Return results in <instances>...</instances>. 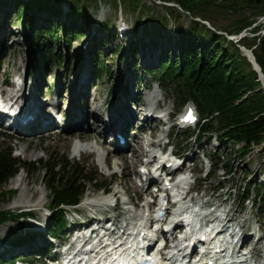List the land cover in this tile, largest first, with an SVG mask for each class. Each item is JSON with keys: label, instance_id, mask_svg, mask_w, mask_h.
Returning <instances> with one entry per match:
<instances>
[{"label": "rangeland", "instance_id": "rangeland-1", "mask_svg": "<svg viewBox=\"0 0 264 264\" xmlns=\"http://www.w3.org/2000/svg\"><path fill=\"white\" fill-rule=\"evenodd\" d=\"M27 1L29 0H22L23 3ZM82 1L85 7V17L83 19L68 17L67 10L62 8V5H60L62 11L53 16L38 11L35 7L27 12L28 17H32L31 32L35 30L43 32L52 28V23L59 25L64 31L75 29V36H72L68 42H65L61 31L58 32L60 47L58 51L54 52V58H48L46 54L51 47L50 44L47 43L45 46L41 45L34 48L35 52L29 47L33 41L29 36L30 30H24L23 22L21 25V21H18L15 1L0 0V93L3 96L9 95L15 88L14 83L17 82H22L28 88L31 82L39 78L43 87L41 97L50 98L53 104L58 105L56 111L63 117L60 124H57L58 126L52 123L53 127H56L55 131L26 136L17 133L8 140H0V147L10 148L14 157L23 162L32 163L36 167L40 160L47 159L49 155L52 157L57 156L56 160H51L52 163L67 159L71 164L77 163L87 171H94L97 176L96 185H99L100 182H109L111 180L109 174L114 172L116 174H114V180L112 179L110 193L118 191L119 195H126L127 199H132L133 203L131 204L133 207L136 203L144 209L145 205L142 202L145 195L150 194V190L136 187L135 178L138 176V168L141 167L142 160L134 161L129 147H133V150L136 148L135 151L139 150L141 148V138H148L146 135H149V131L155 127V131L151 130L153 131L151 140L161 139V142L164 143L165 135L169 133L170 145L173 146L174 151L189 159V167L195 164L196 173L194 177L198 178L196 182L197 192L192 196H195L197 201H200L199 198H201L202 203L209 201L210 207L213 205L220 206L225 213L229 212L231 216L238 219L247 231L254 232L260 229L262 223L264 224V201H258L255 192L257 190L264 192V139L261 145L246 147V153L243 155L236 152V149L240 148L241 145L234 147L227 141L224 144H218L213 136L210 139L205 137L196 142L194 137L190 136V131L193 128L186 132V130L172 127L176 122V118L169 121L168 124H162V121L166 119V115H172L171 117H173L181 113L183 106H180L179 100L172 91L159 88L154 84L148 70L159 68L161 61L167 57L171 61L179 58V41L175 28L180 25L183 29H186L190 17L175 4H166V6L173 7L179 13L180 18L176 22L173 19H168L166 31L158 29L160 31L159 36L143 31L142 26L139 31L135 32L134 30L138 28L139 14L128 6H114L107 0ZM140 1L151 6V10L145 17L151 31H154V26L158 23L159 17L163 16L165 12L161 8L162 2L157 0ZM219 1V3H223L227 0ZM223 4L227 5V3ZM245 4H239V8L233 6L219 7L213 11V15L206 18H195V20L200 23V26H206L210 31H213L215 35H223L226 39L235 42L239 51L242 46H239L236 42L246 37L244 41L247 45L252 43H255V45L250 49L243 48L251 51L255 49L259 41L258 38L264 36V7L247 6ZM119 16L124 20V23L118 24L117 18ZM244 17L248 19L249 26L233 35H226L225 31L235 30L243 22ZM104 22L108 23L107 29L102 25ZM121 24L126 30V33L122 36L119 33ZM95 26L98 27V30L92 36V29ZM254 29L256 31H253V33L252 30ZM32 34L35 35V33ZM86 42H89V44H86ZM189 45L187 42L183 43L184 47ZM42 51H44L43 55ZM58 56L66 58L67 63L63 65L58 63ZM92 56L106 62V68H109V77L97 81ZM262 78L259 80L261 88L264 90V76ZM84 80L87 82L86 96L78 98L75 102L76 106L83 108L85 112L87 111L86 114H90L92 107L96 108L97 106L96 100L101 103L105 101L106 106L102 109L100 121L104 119V114L110 106H113L116 110L121 107L123 113L125 111L135 112L134 125L136 129H139L143 124L141 116L144 115L145 104L148 102L146 98L153 95L155 96H153V101L157 102V107L161 108V117L157 119V122H148L146 128L142 130L141 138H136L134 142L131 137L136 132L128 127L131 130L127 132L124 148L120 150V148L115 147L114 131L109 133L104 140H101L100 134L93 127H89V129L80 127L79 130V125L73 119L74 116L70 121H67V107L68 110L72 108L78 84L83 83ZM6 83L9 87H4ZM64 92H66V96L61 97ZM120 104L124 107L119 106ZM154 115L158 116V114ZM66 122H69V126H67L69 128L73 127L74 129L76 125L78 127L74 130L65 128V131ZM77 134L83 136L93 134V138L88 137L79 143L95 145L99 152L96 151L94 154L89 152L75 153L73 145L78 142V140H75ZM179 144L180 147L177 148L176 145ZM24 149L25 151H23ZM105 156L111 158L107 169H103L101 166L105 162ZM115 162L118 164L117 167L114 166ZM211 164L215 169L212 166L210 167ZM223 164H228L227 166L230 169L226 173L222 168ZM208 171L212 173L210 178L205 177ZM17 178L22 179L21 184L15 181ZM44 182L45 178L40 172L26 174L23 170H19L2 190L4 193L0 196V211H9L14 214H24V212L30 211L36 222L48 224V215H50L49 193ZM97 188L93 183H88L85 196L80 204L75 208H66L70 211L76 209L77 214L66 212L68 228L63 232V235H60L59 239H51L48 233L39 234L35 230L36 225L29 221L31 219L26 218L29 215H25L18 222L0 225V256L4 258L9 256L24 257L27 253L36 252L39 248H43L46 252L43 255L44 262L49 258L58 256L59 258L56 259L60 260L62 256L57 251L56 246L59 243L64 245L62 242L68 241L71 231L80 230L79 224L87 225L88 221L93 223L97 222L98 219L103 223L107 219L116 218L110 213H101L100 211H104L103 209L88 208L83 205L87 198L100 197L102 191H97ZM9 191H15V193L10 195ZM242 193L248 196L249 201L247 203L242 204L240 200ZM97 209L100 211L96 212ZM95 213L96 215H94ZM76 216L89 219L73 223ZM17 226H21L22 229L18 230ZM262 228L261 231L264 236V225ZM14 233L21 234L24 238L34 233L35 238L33 237L31 244L23 243L11 246L10 242L14 240ZM249 241H252L249 246L252 247L255 240L253 241L252 238ZM259 247H264V244ZM66 248L67 246L64 247V249ZM26 259H29V257Z\"/></svg>", "mask_w": 264, "mask_h": 264}, {"label": "trees", "instance_id": "trees-1", "mask_svg": "<svg viewBox=\"0 0 264 264\" xmlns=\"http://www.w3.org/2000/svg\"><path fill=\"white\" fill-rule=\"evenodd\" d=\"M14 1L18 21H21V25L23 22L24 30H30L29 36L33 41L29 47L33 52H35L34 48L41 45L45 46L48 43L51 47L48 49L46 57L54 58V52L58 51L60 47L58 32L61 31L65 42L75 36V29L64 31L59 25L53 23L52 28L43 32L36 30L31 32L32 17H28L27 12L35 7L38 11L53 16L62 11L63 7L61 8L60 5L63 0H29L30 2L27 1L26 3H23L22 0ZM107 1L114 6H128L136 11L139 14V21L137 22L138 28L134 31H139L142 26L143 31L153 35L160 34L158 29L166 31L168 19H173L176 22L180 18L179 13L166 4L173 3L182 12H185L190 17L187 28L183 29L180 25L175 28L179 41V58L171 61L167 57L161 61L159 68L149 69L148 74L154 80V84L172 91L179 100L180 106L187 102L195 105L200 122L190 136H193L196 141L199 142L205 137L210 139L213 136L218 144H224L227 141L234 147L241 145L240 148L236 149V152L243 155L246 153V147L261 145L264 139V90L261 88L258 74L247 59L241 55L235 42L226 39L223 35H215L206 26H200L195 18L209 17L219 7L233 6L237 8L239 4L245 3L247 6L264 7V0H227L223 2L227 5L222 2L219 3V0H157L162 2L161 8L165 12L154 26L156 31H151V27L146 22L145 16L151 10L149 4L142 3L140 0ZM68 3L66 9L68 17L76 19L85 17V7L82 0H69ZM242 21L235 30L225 31L226 35H233L249 26L250 23L246 17ZM102 25L107 29V22ZM253 31L255 32L256 29ZM40 33L42 35L39 36ZM45 37H47L46 41L44 40ZM244 39L246 37L241 38L236 43L247 49L255 45V43L247 45ZM258 39L255 49H252L251 52L264 76V36ZM254 40L253 42H255ZM186 42L190 45L184 47L183 43ZM41 53L43 55L44 51ZM92 57L97 81L109 77V68H106V62L101 61L96 56ZM57 62L61 65L67 63L66 58L61 56H58ZM7 138V135L0 133V140L4 141ZM177 147L179 148L180 144ZM52 159L56 160L57 156L49 155L47 159L40 160L36 167L32 163H26L14 157L10 148L0 147V196L4 193L2 192L4 186L19 170H23L26 174L30 172L42 173L45 178V188L49 193L50 215L47 229L52 238H59L67 229L65 209L80 203L85 195L86 185L93 183L95 187L103 185L107 188L111 183L100 182L99 185H96L97 176L94 171H87L77 163L71 164L67 159L53 163L51 162ZM227 165L223 164L222 167L228 172L230 169ZM8 193L11 195L15 191ZM255 193L258 201H264V192L257 190ZM240 200L245 203L248 201V196L242 193ZM25 215L33 216L31 214L0 211V225L18 222ZM17 229L21 230L22 227L17 226ZM33 237V234L24 238L21 234L14 233V240L10 242V245L28 244ZM37 256L34 254L29 259L26 258L30 256H26V258L23 256H9L7 258L0 256V264H32Z\"/></svg>", "mask_w": 264, "mask_h": 264}, {"label": "bare ground", "instance_id": "bare-ground-1", "mask_svg": "<svg viewBox=\"0 0 264 264\" xmlns=\"http://www.w3.org/2000/svg\"><path fill=\"white\" fill-rule=\"evenodd\" d=\"M68 1L64 0L62 1V7L65 9L68 8ZM118 20V24H120L121 22H123L124 20L121 18V16H119L117 18ZM101 23V22H100ZM124 23V22H123ZM98 30V27H94L92 29V36L95 35V32ZM126 30H123V31H119L120 33V36L124 35L126 32ZM89 44V42H86V44ZM85 44V46H86ZM88 46V45H87ZM263 80V78H262ZM4 83V82H3ZM14 85L16 86V83H14ZM32 85V89L33 91H31V87L28 88L27 92H26V86L25 85H22V94L20 97H18L16 99V102H23L25 99H27L26 95L28 93L29 94V97H28V102H29V106L25 108L24 110V113H23V118H28L29 116L33 118L32 120V124L28 126V123L26 126H22L20 127V129L22 130V132H24V134L21 133V135L23 136H26V134L28 133L29 131V128L33 125H36V124H42V129L40 130V133L42 132H45V131H48L50 129H52L53 125H52V114L48 117L45 116L44 114V107H47V108H52L54 110H57L58 109V105H55L51 102L50 98H42L40 97L39 93L37 91H39L42 87V82L39 81V78H37L35 81L31 82ZM29 85V86H30ZM14 90V89H13ZM86 92H87V82H84L83 83H79L78 84V90L76 92V94L74 95V100H73V103H72V108L70 110H68V107H67V110H66V114L68 115L67 117V121H70L71 118L73 117V119H75L76 121V124L79 125V130L82 128V129H89V127H93L94 130L98 131L97 133L100 134V139L101 140H104V138L109 134L111 133L112 131H115V130H118L120 131L121 133H125V132H128L129 130H134L136 132V134L132 135V139H133V142L135 141L136 138H141L140 135L143 134V131L144 128H146L145 126L148 124V122H157V118H153L152 116L148 115V114H151V115H154L157 111V102H154L151 100L153 99L154 97L153 96H148V102L146 105V110L144 112V119H143V124L141 127H139V129H136L135 128V125H134V118H135V112H127L125 111V113H123V109L119 106H122L124 107L122 104H120L116 109L113 108V106H110L108 112H109V115H108V121L107 122H103V119H101L100 121V115H101V112H102V108H104L105 104L104 102H100V101H97L96 100V108H93L92 107V112L90 114H86V112L83 110V108H79L76 106V100L78 98H82V96H86ZM74 93V92H73ZM64 95L66 96V92H64L63 95H61V97ZM9 97V96H8ZM24 98V99H23ZM10 100H14V96L12 98H10ZM40 100V101H39ZM146 100V101H147ZM87 101V100H86ZM52 103V104H51ZM91 103V102H90ZM129 104V103H128ZM69 105V104H68ZM156 105V107H155ZM92 106V105H91ZM4 107L5 105L2 104L0 106V115L4 112ZM72 111V112H71ZM106 116V114H105ZM21 117V118H22ZM77 117V118H75ZM77 119V120H76ZM91 122L92 125H91ZM14 122L10 120V124H13ZM69 122L65 124L64 126V130L66 131L65 128H69L67 126ZM129 124H132L129 126ZM78 125H76L75 128L78 127ZM104 126V127H103ZM81 127V128H80ZM127 127V128H126ZM128 127H130L128 129ZM138 128V127H137ZM28 129V131H27ZM69 129L71 130H74L73 127H70ZM68 129V130H69ZM151 130L155 131V127L152 128ZM129 135V134H128ZM130 136V135H129ZM90 138L92 137L93 138V134H90L89 136H83L81 134H77L76 137H75V140H78V142H83L82 140L83 139H86V138ZM81 141H80V140ZM91 139V138H90ZM89 139V140H90ZM85 141V140H84ZM91 141V140H90ZM95 141V140H94ZM75 143L73 146V150L77 153H84V152H89L90 154H94V152L98 151L96 146L95 145H91V144H88V145H83V144H80V143ZM101 145L103 146V143H101ZM99 146V145H98ZM148 146H155V147H161L162 144H161V140H151L150 138H144L143 137L141 138V148L137 151L136 148L133 150V147H129L130 148V151L132 152L133 154V157H134V161H137V160H142L143 158H146V153H148L149 151L146 150L145 148H147ZM105 147V146H103ZM115 147L116 148H124V146H117V143H115ZM25 151V149L23 150ZM148 151V152H147ZM105 162L104 164L102 163V168L105 169V167H109V157H106L104 158ZM114 166L117 167L118 164L117 162L114 163ZM142 167H145V166H142ZM141 168V167H140ZM160 178L158 179H155L156 180H159ZM17 183H20L21 184V181L22 179L21 178H17L15 180ZM141 189H145V188H141ZM149 189V188H148ZM150 190V189H149ZM110 193V192H109ZM122 195V194H121ZM119 195V192L118 191H114L112 194L110 193L109 196H105V197H95V198H87L85 199V203H89L91 202L90 204L93 205V204H96V208L98 209H103L104 211H108L109 207V203L111 202V198H121ZM194 200V197H190L189 198V201H193ZM128 203L127 204H131L133 203L132 199L129 198L127 199ZM188 202V201H186ZM123 204L126 205V203H124L123 201ZM148 206V205H147ZM150 206V205H149ZM134 208L135 209H138L139 210V207L137 206L136 203H134ZM129 209V208H128ZM121 216V217H120ZM120 216L116 217L115 219L112 218L110 219L111 223H112V226H113V229L109 232L110 235H116L118 232H120V230H124L127 226L131 225L132 224V221L135 220V217H136V214L135 213H130V210H127V211H124L123 214H121ZM226 218H227V221L228 223L230 222H236V226L239 227V229L242 231V233L244 234V237H243V241H242V246L244 247H249L251 245V242L249 241L250 239L254 238L253 235L254 233H250V232H246L247 229L243 227V225H241V223H239L238 219L234 218L233 216L230 215L229 212L226 213ZM95 220H97L95 218ZM97 222H100L99 220H97ZM95 223V222H93ZM93 223H90V221H88V224H79L80 226V230H82L85 226L88 227V226H91ZM102 223V222H100ZM264 224L262 223V226ZM262 226L260 227V230H262ZM78 230V231H80ZM77 231V230H76ZM249 233V234H248ZM261 244H264V236L262 235L261 238L256 241L254 243V245L248 250V253L251 255L252 258H254L255 260H258L260 258V256L258 255V249H259V246ZM167 255V254H166Z\"/></svg>", "mask_w": 264, "mask_h": 264}, {"label": "water", "instance_id": "water-1", "mask_svg": "<svg viewBox=\"0 0 264 264\" xmlns=\"http://www.w3.org/2000/svg\"><path fill=\"white\" fill-rule=\"evenodd\" d=\"M240 51L242 53V56L246 57L247 61L251 64L253 70L258 74V78H262V73L260 72V68L255 62L254 56L250 50H247L243 47H240Z\"/></svg>", "mask_w": 264, "mask_h": 264}]
</instances>
